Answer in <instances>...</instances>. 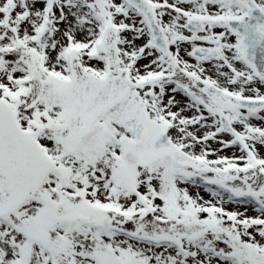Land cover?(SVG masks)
<instances>
[{
  "label": "snow or ice",
  "instance_id": "obj_1",
  "mask_svg": "<svg viewBox=\"0 0 264 264\" xmlns=\"http://www.w3.org/2000/svg\"><path fill=\"white\" fill-rule=\"evenodd\" d=\"M0 264H264V0H0Z\"/></svg>",
  "mask_w": 264,
  "mask_h": 264
}]
</instances>
